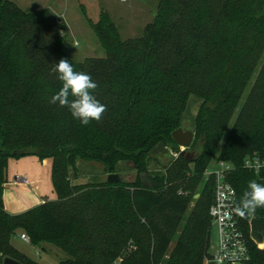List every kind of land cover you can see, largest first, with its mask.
Returning a JSON list of instances; mask_svg holds the SVG:
<instances>
[{
	"label": "trees",
	"instance_id": "obj_1",
	"mask_svg": "<svg viewBox=\"0 0 264 264\" xmlns=\"http://www.w3.org/2000/svg\"><path fill=\"white\" fill-rule=\"evenodd\" d=\"M158 1L154 21L136 39L123 40L102 12L91 26L107 56L79 63L64 51V20L0 0V255L38 264L12 246L21 231L35 246L60 249L62 264H205L215 197L205 173L215 157L234 167L228 181L236 203L249 181L264 184V168L245 167L247 158L264 161V0ZM61 58L98 84L93 94L107 106L100 122L84 126L49 102L62 86L52 71ZM192 96L202 101L194 162L179 155L149 184L139 176L74 184L79 161L99 163L109 175L124 162L147 174L154 148H179L172 134ZM26 156L52 160L57 199L12 215L3 199L9 161ZM236 214L249 238L247 264H264V208Z\"/></svg>",
	"mask_w": 264,
	"mask_h": 264
},
{
	"label": "rangeland",
	"instance_id": "obj_2",
	"mask_svg": "<svg viewBox=\"0 0 264 264\" xmlns=\"http://www.w3.org/2000/svg\"><path fill=\"white\" fill-rule=\"evenodd\" d=\"M18 7L27 13L49 9L51 13L65 21L67 30L63 37V47L65 53L75 62L83 63L91 58H105L107 52L101 45L97 35L92 29L91 22L97 23L102 12L108 13L114 21L120 36L123 40L140 38L145 33L147 25L152 23L158 13V0H11ZM260 70V69H259ZM258 70V71H259ZM255 74L253 80L258 75ZM250 91V87L245 93L241 106L245 102ZM202 101L195 96L189 100L187 110L183 117L182 127L185 131L195 132V119L201 107ZM240 112V108L227 130V135ZM199 147V146H198ZM168 154L157 155L149 165L147 174L139 175L129 163H121L117 168V174L124 177L127 182L135 181L138 176L149 184V176L163 175L165 166L172 160L179 157L180 149H174L173 145L167 146ZM218 156V155H217ZM217 156L208 168V171L219 170ZM78 179L75 185L106 182L109 174L99 163H89L79 161L77 163ZM198 198V196H196ZM49 201V200H48ZM53 201V200H52ZM30 202L20 206L19 212L28 211ZM194 203L191 205V209ZM25 209V210H24ZM9 213V212H8ZM16 215V214H12ZM25 232L18 231L12 239V246L23 256L35 261L38 264H62L66 260V255L57 247L49 244L35 246L21 240V235ZM30 238V237H29ZM263 244V243H261ZM218 245V232L216 228H211V253H215ZM264 250V245L262 246ZM116 264H120L118 261Z\"/></svg>",
	"mask_w": 264,
	"mask_h": 264
},
{
	"label": "built area",
	"instance_id": "obj_3",
	"mask_svg": "<svg viewBox=\"0 0 264 264\" xmlns=\"http://www.w3.org/2000/svg\"><path fill=\"white\" fill-rule=\"evenodd\" d=\"M181 151H183V148H180L179 155ZM257 161L264 164V161L259 157H252L245 160V167L258 173L264 167L256 171L254 166ZM217 164L220 168L219 170L214 172L207 170L205 173L207 180L212 178L215 181V197L210 209V217L212 227L216 228L218 232L216 252L214 254L211 253V257L206 260L205 264H247L251 260L249 238L236 214L237 192L228 181V176L234 167L224 161H217ZM15 182L28 184V181L21 177H17ZM228 186H230L231 192ZM20 238L30 243V238L27 234H22ZM263 245L264 243H259L258 248L262 249ZM7 259V257L0 255V264H6ZM17 264L21 263L17 261Z\"/></svg>",
	"mask_w": 264,
	"mask_h": 264
},
{
	"label": "clouds",
	"instance_id": "obj_4",
	"mask_svg": "<svg viewBox=\"0 0 264 264\" xmlns=\"http://www.w3.org/2000/svg\"><path fill=\"white\" fill-rule=\"evenodd\" d=\"M57 74V79L62 86L51 98L50 103L66 107L71 116L82 125L87 126L92 121L100 122L107 106L100 103L94 96L98 84L90 74L76 71L67 59L61 58L52 69ZM255 170L259 171L264 164L259 161L255 164ZM231 192L230 186H228ZM258 208H264V184L255 179L249 181L246 190L235 204L236 212L242 217L254 215Z\"/></svg>",
	"mask_w": 264,
	"mask_h": 264
},
{
	"label": "crops",
	"instance_id": "obj_5",
	"mask_svg": "<svg viewBox=\"0 0 264 264\" xmlns=\"http://www.w3.org/2000/svg\"><path fill=\"white\" fill-rule=\"evenodd\" d=\"M52 165V160L41 161L36 156L10 159L3 198L7 212L21 214L26 211L19 212L20 206L23 209L29 202L30 207L27 208H35L48 200L57 199L52 181ZM17 177L26 179L28 184L16 183Z\"/></svg>",
	"mask_w": 264,
	"mask_h": 264
},
{
	"label": "water",
	"instance_id": "obj_6",
	"mask_svg": "<svg viewBox=\"0 0 264 264\" xmlns=\"http://www.w3.org/2000/svg\"><path fill=\"white\" fill-rule=\"evenodd\" d=\"M172 139L178 147L183 148V151L180 153L181 157L187 159L190 162H194V160L200 155L201 148L193 152L190 151L195 140V133L193 131H185L183 128H179L172 134ZM169 151L170 150L167 149V147H165L163 144H160L151 151V155L157 156L161 154H168ZM106 182L111 185H116L123 184L126 182V180L122 175L116 173L108 175ZM6 264H17V261L8 258L6 260Z\"/></svg>",
	"mask_w": 264,
	"mask_h": 264
}]
</instances>
